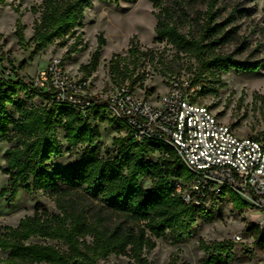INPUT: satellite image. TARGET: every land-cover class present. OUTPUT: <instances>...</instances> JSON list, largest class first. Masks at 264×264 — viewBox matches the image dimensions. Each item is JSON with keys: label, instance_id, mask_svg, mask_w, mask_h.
I'll return each instance as SVG.
<instances>
[{"label": "trees", "instance_id": "obj_1", "mask_svg": "<svg viewBox=\"0 0 264 264\" xmlns=\"http://www.w3.org/2000/svg\"><path fill=\"white\" fill-rule=\"evenodd\" d=\"M5 1L0 0V4ZM93 1L44 0L41 19L35 25V42L39 48L44 49L55 40L80 38L78 29L83 26L85 10ZM151 1L154 8H161V0ZM155 17V41L169 42L179 52L195 58L204 70L257 73L264 65L217 53L218 46L230 41L232 31H226L224 24H212L211 14L199 39L179 29L170 8L155 13ZM99 44L91 63L80 69L87 75L99 66L102 37ZM209 48L214 51L209 52ZM137 52L132 45L130 53ZM120 61V56L110 61V72L115 79L120 78ZM25 92L22 81L3 77L0 69V141L8 140L12 144L4 153L5 164L1 167V172L10 177L8 200L12 201L18 189L24 187L29 193H49L59 212L38 208L18 226L1 228L0 253L4 258L0 257V264H98L113 254H130L143 260L144 252L156 247L155 239L179 244L193 236L204 206L217 198L205 201L200 207L183 201L175 183L186 187L193 176L174 149L158 141L137 142L123 125L99 108L87 118L69 106L56 103L42 102L40 107L28 108L26 100L18 99L19 93L26 99L31 97ZM9 106L15 108L17 117L9 111ZM105 121L116 123L127 133L126 141L116 139L120 147L112 159L99 158L95 147L102 134L94 124ZM58 128L66 133L69 150L85 147L78 161L63 168L51 163L64 153ZM156 151L163 154L161 159L156 163L146 162L144 156ZM146 178L152 179L150 188L140 185ZM7 192L4 189L0 195ZM226 193L236 209L248 206L235 193L223 191L221 196ZM248 229L255 232L264 249V231L260 232L254 225ZM200 247L207 255L203 264L233 261L232 245L227 241L202 242Z\"/></svg>", "mask_w": 264, "mask_h": 264}, {"label": "rangeland", "instance_id": "obj_2", "mask_svg": "<svg viewBox=\"0 0 264 264\" xmlns=\"http://www.w3.org/2000/svg\"><path fill=\"white\" fill-rule=\"evenodd\" d=\"M43 1L6 0L0 4V69L3 77L28 83L51 58L59 57L71 74L85 76L97 91L130 85L138 95L155 100L167 91L171 80H189L199 88L195 94L198 103L207 106L238 135L264 143V65L257 73L208 71L202 69L195 58L179 52L169 42L155 41V13L164 8L171 9L175 23L184 34L196 39L204 34L211 14L212 24H224L226 31H232L230 41L218 46L217 53L232 54L241 61L264 63V0H161L159 9L154 8L151 0H94L85 10L83 26L78 29L80 38L55 40L40 49L35 42V25L41 19ZM100 37L104 44L100 49L99 66L87 75L80 69L91 63L99 49ZM132 45L138 51L135 55L130 53ZM115 56L121 57L119 79L110 72V61ZM18 99L26 100L28 108L42 104L34 97L26 99L23 93L18 94ZM8 109L18 116L13 106ZM94 125L102 134L95 144L98 157H116L120 147L116 139L126 141V130L108 121ZM57 132L64 153L51 163L63 168L78 161L85 147L69 150L66 133L62 128ZM11 146L8 140L0 141V193L8 190L4 196L0 195V229L18 226L38 208L59 212L49 193H29L24 187L18 189L12 201L8 200L10 177L1 172V167L5 164L4 153ZM162 156L156 151L145 155L144 159L156 163ZM140 185L150 188L152 179H143ZM254 218L248 207L236 209L230 194L226 193L216 202L209 201L204 206V214L198 219L193 236L184 242L172 244L168 240L155 239L156 247L145 251L143 260L130 254H113L98 264H203L207 255L201 249V243L223 241L232 245L231 264H264V249L255 232L248 229ZM236 233H243L244 239L236 241ZM51 244L66 249L60 243ZM0 257L4 258V255L0 253Z\"/></svg>", "mask_w": 264, "mask_h": 264}, {"label": "built area", "instance_id": "obj_3", "mask_svg": "<svg viewBox=\"0 0 264 264\" xmlns=\"http://www.w3.org/2000/svg\"><path fill=\"white\" fill-rule=\"evenodd\" d=\"M26 94L43 103L66 105L84 118L99 108L123 125L137 142L158 141L174 149L193 179L175 188L188 205L202 206L223 191L242 198L264 231V143L243 137L197 102L192 81L173 79L152 100L128 85L97 91L88 79L71 74L63 59L51 58L35 78L24 83ZM236 241L243 233L234 235Z\"/></svg>", "mask_w": 264, "mask_h": 264}]
</instances>
